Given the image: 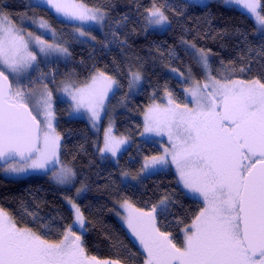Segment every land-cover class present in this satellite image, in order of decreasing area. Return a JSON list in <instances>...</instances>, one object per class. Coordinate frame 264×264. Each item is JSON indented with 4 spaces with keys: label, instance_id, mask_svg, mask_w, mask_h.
Instances as JSON below:
<instances>
[{
    "label": "snow or ice",
    "instance_id": "obj_1",
    "mask_svg": "<svg viewBox=\"0 0 264 264\" xmlns=\"http://www.w3.org/2000/svg\"><path fill=\"white\" fill-rule=\"evenodd\" d=\"M225 2L242 5L264 33V0ZM43 5L81 24H103L107 15L84 0H41L34 6ZM145 12L146 27L170 24L164 7L155 0ZM39 27L55 35V29L42 17ZM76 31L80 36L87 35L82 27ZM182 43L202 68L205 82L195 79L189 69L191 86L184 90L189 102L181 105L172 99L171 92H166L167 106L154 103L147 109L141 135H167L169 146L161 155L145 156L140 171L151 174L174 165L178 183L202 198L203 207L182 229V244L157 223V208L165 210L169 196L149 210L125 198L121 207L126 214L122 219L139 241L145 254L143 264H264V81L218 79L212 75L209 63L211 50L189 41ZM33 46L45 56L70 55L62 43H49L18 27L12 14L0 6V161L6 172L50 171L57 184L70 185L76 172L60 159L62 137L53 124L52 91L45 84L37 98L34 89L21 83L22 75L37 61ZM141 78L140 72H134L131 83ZM117 83L98 71L82 87L62 82V90L71 97L76 111L84 109L96 121L108 92ZM126 143L127 138L114 136L110 126L101 151L116 156ZM86 190L87 185H81L77 196ZM68 202L74 220L55 240L46 238L47 233L20 226L0 207V264H122L119 259L102 261L88 254L78 234L87 231V218L75 201Z\"/></svg>",
    "mask_w": 264,
    "mask_h": 264
},
{
    "label": "trees",
    "instance_id": "obj_2",
    "mask_svg": "<svg viewBox=\"0 0 264 264\" xmlns=\"http://www.w3.org/2000/svg\"><path fill=\"white\" fill-rule=\"evenodd\" d=\"M84 2L107 13L106 36L98 35L101 42L98 49L91 45L70 47L72 60L84 64L87 73L96 64L94 70L117 79L119 89L111 96L109 106L117 111L116 132L131 138L133 143L121 155L118 165L103 161L99 155L100 134L86 118L70 116L71 106L59 103L55 128L62 137L60 159L75 170L74 187L57 185L48 175L6 179L0 173V207L20 226L30 227L42 235L47 233L48 239H59L64 227L74 220L64 198L73 197L76 187L87 185V193L78 203L87 218V231L82 239L88 254L100 260L143 264L144 253L117 218L119 202L127 198L136 207L149 210L164 196H169L170 207L158 213L157 221L161 230L172 232L178 244L183 242L182 229L203 207L181 189L173 171L156 173L137 185L123 183L121 172L135 176L141 172L145 156L162 152L156 141H147L141 135L145 108L152 102H161L166 92H171L176 102H186L184 88L188 83L174 78L168 72L170 69L185 73L192 68L197 79H202L200 69L181 46L182 40L211 50L212 75L218 79L264 81V36L247 14L218 2L198 6L186 0H155L169 16L170 26L164 33L146 32L145 9L152 7L154 0ZM0 6H5L17 25L26 19L42 17L64 38L73 28L57 20L46 8L29 5L26 0H0ZM240 68L244 71H239ZM132 69L142 73L143 87L118 110L127 95L128 71Z\"/></svg>",
    "mask_w": 264,
    "mask_h": 264
},
{
    "label": "rangeland",
    "instance_id": "obj_3",
    "mask_svg": "<svg viewBox=\"0 0 264 264\" xmlns=\"http://www.w3.org/2000/svg\"><path fill=\"white\" fill-rule=\"evenodd\" d=\"M26 1L29 5H32V6L36 5L37 3H41V0H26ZM186 1L189 3L195 4V5H198V6H205L211 2H218V3H221L222 5H224L226 7L240 10V11L244 12L245 14H247L253 20V22H254L255 26L257 27L259 33L264 36V33H262L260 31L259 27L257 26L255 19L253 17H251V15L247 12L246 9L243 8L242 5H237L234 2L226 3L225 0H186ZM40 7H43V8H46L47 10H49L55 16V18L57 20H59L60 22H63V23L69 24V25H73V28L70 31L66 32V34L68 36H66L64 38L58 32H55V35H53V33L51 31H49L47 29L40 28L39 27V19H33V20L32 19H26V20H24V22L21 25H17V26L24 28L26 31L32 32L34 35L40 36L43 40H46L49 43H62V45L64 47L68 48L70 55L65 56L64 54L53 53V54L45 56L44 54L39 53L38 48L33 46L32 50L36 51V53H37V61L35 62V64L33 65V67L31 69H28L27 72L22 75L21 83L23 85H26L28 88L34 89V95L37 98L39 97V94L41 92H43V85L47 84L48 88L52 91L53 110L55 111V120L53 121L54 126L57 123V115H56L57 105L59 103L65 102L66 104H68L69 107L71 106L70 107V116H80V117L86 118L89 121V123L91 124L92 128L100 134V137H101L100 149H99L100 158L103 161H108L110 163L118 165L119 158L121 157V155L124 154V152L133 143V140L131 138L120 135L115 130V118H116L117 111L112 110L110 108L109 100H110L111 96L116 91H118V89H119L118 83L113 85L111 90L108 92L107 98L104 102L103 110L100 112L99 120H96V121H93L90 118V114L86 110L81 109L80 111H76L74 108V102L71 100V97H69L67 95V93H65L62 90L63 89L62 82L71 81L72 83H74L75 86L82 87L86 83H90L91 77L99 71V70L95 69L93 71H90L88 73L87 77H84L83 75H86V72L83 71L84 68L82 65H80V67H79L78 66L79 64L72 60L73 54L71 52L70 47L72 48L74 45H77V46L91 45L95 49L100 48L101 42L98 39V35H101V37L106 36L108 15H106L105 22L103 24H97L95 22H86L84 24H81V22H79V21L68 20L62 16H58L54 12V10L50 9V7L47 5H43ZM169 26H170V24L167 26H164V27L147 26L146 32L147 33H151V32L164 33L165 31H167ZM78 27H82L83 31L85 33H87V35L80 36L79 33L76 31V29ZM93 37L95 39H93ZM181 46L186 50L185 44L182 43ZM187 52L190 54L194 64L196 66H198V68L200 69V71L202 73V79L200 81L202 83L205 82V75H204L202 68L195 62L190 51H187ZM210 61H211V55L209 57V63H210ZM37 65H38V67H37ZM36 68L38 69V73L35 70ZM189 69H191V75L195 79H197L194 70L192 68H189ZM189 69L185 73H183L184 74L183 76L180 75V73H182V72H180L178 70L173 71V69H170L168 72L174 78L180 80L181 82L188 83V86L186 87V88H188L191 86V82L189 80ZM137 71L138 70H135V69L128 71V77L130 80L128 92H127L125 99L123 100V102L121 104V108H119L118 110L123 109L124 105L126 103H128L136 94H138L143 87V75L140 71H138V72H140L142 78L138 82L131 83L132 73L137 72ZM78 75H80V77H78ZM41 78H45V79L42 80ZM112 78L117 81L116 78H114V77H112ZM9 79L13 81V85L15 86V80L13 79V77L10 76ZM36 80H41V81L37 82ZM47 80H49V81H47ZM197 80H199V79H197ZM30 84H31V86H30ZM186 88H184V90ZM184 93H185V98H186L185 103H187V102H189V98L187 97L185 91H184ZM172 99H173V97H172ZM154 103L160 104L162 106H167L168 97L166 95H164L161 102H152L148 107L145 108V110L142 114L143 131H144V115H145V112ZM179 104H181V103H179ZM189 106H191V104H189ZM38 118H40V117H38ZM110 126L112 128V134L114 136L127 138V143L121 146V149L117 153L116 156H112L111 153H106V152L101 151L104 147L105 133L107 132V130ZM142 136H143V139H145L147 141H156L157 145L162 150L161 154L163 153V149L169 146L167 135L157 136L155 134H144ZM60 144L62 145V139L60 141ZM60 153H61V147H60ZM3 169H4V167L0 168V173L6 179H25V178H28V177L34 176V175H48L49 178L51 179V181L53 183L57 184L52 179V175H51L50 171L29 169L27 172L13 173V172H6ZM165 171H173V173L177 176V179H178V174L176 172L174 165H169L168 167L157 170L151 174L145 173V172H140L139 174H137L135 176H132L130 174L128 176H124V175H122V173L127 172V171H123V172H121V178H122L123 183H125V184L131 183V184L137 185L142 180H144L150 176H153L156 173L165 172ZM133 177H136V178L134 179ZM178 184L180 185L181 189L188 196L197 199L199 202H201L203 204L202 198L188 192V190L185 189L181 183H178ZM57 185H60V184H57ZM74 185H75V180L70 185H60V186L71 189L74 187ZM80 187L81 186H78L74 189V196L73 197H68V198L65 197L64 198V201L70 206V208H71V205L68 202L69 199L75 201V203L79 205L78 199H80L81 197H83L87 193V190H86V191L82 192L79 196H77L76 190ZM122 203H123V201H121L117 204V208H118L117 218L125 226V228L129 234L130 238L132 239V241L143 252V250L139 244V241L134 236L131 235L130 230L127 228L126 223L122 219V217L126 214L125 210L121 207ZM169 207H170V202L168 200L167 201V208L165 210L162 211L160 207L157 208L156 217L158 218V213L167 211L169 209ZM71 210H72L73 216H74V210L72 208H71ZM157 223H158V221H157ZM75 230L76 229L74 228V231ZM83 233L84 232H78V234H81L82 236H83ZM183 235L184 234L182 231V237H183ZM102 261H104V260H102Z\"/></svg>",
    "mask_w": 264,
    "mask_h": 264
},
{
    "label": "flooded vegetation",
    "instance_id": "obj_4",
    "mask_svg": "<svg viewBox=\"0 0 264 264\" xmlns=\"http://www.w3.org/2000/svg\"><path fill=\"white\" fill-rule=\"evenodd\" d=\"M80 65L83 66L84 64H79L78 66L80 67ZM83 68H84L83 71L86 72V75H88V73H89L90 71H88V73H87V70H86L85 66H83ZM78 76H80V75H78ZM83 76H85V75H83ZM41 79L43 80V79H45V78H41ZM36 81H37V82H40L41 80H36ZM47 81H49V80H47ZM35 83H36V82H35Z\"/></svg>",
    "mask_w": 264,
    "mask_h": 264
},
{
    "label": "water",
    "instance_id": "obj_5",
    "mask_svg": "<svg viewBox=\"0 0 264 264\" xmlns=\"http://www.w3.org/2000/svg\"><path fill=\"white\" fill-rule=\"evenodd\" d=\"M95 66H96V64H93L91 71L94 70ZM32 83H33V82H32ZM32 83H31V84H32ZM31 84H30V86H31ZM3 167H5V164H4L3 161H0V168H3Z\"/></svg>",
    "mask_w": 264,
    "mask_h": 264
}]
</instances>
